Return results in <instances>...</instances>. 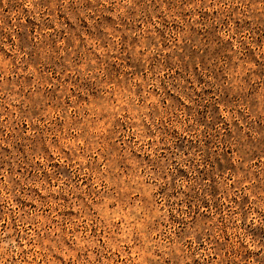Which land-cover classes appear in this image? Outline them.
Here are the masks:
<instances>
[{"label":"rangeland","instance_id":"1","mask_svg":"<svg viewBox=\"0 0 264 264\" xmlns=\"http://www.w3.org/2000/svg\"><path fill=\"white\" fill-rule=\"evenodd\" d=\"M0 264H264V0H0Z\"/></svg>","mask_w":264,"mask_h":264}]
</instances>
